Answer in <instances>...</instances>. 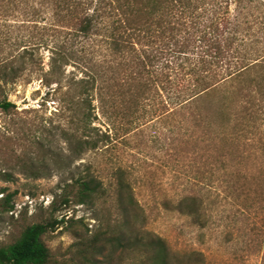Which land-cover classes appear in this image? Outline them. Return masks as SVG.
Wrapping results in <instances>:
<instances>
[{
  "label": "trees",
  "instance_id": "16d2710c",
  "mask_svg": "<svg viewBox=\"0 0 264 264\" xmlns=\"http://www.w3.org/2000/svg\"><path fill=\"white\" fill-rule=\"evenodd\" d=\"M11 20L27 32L13 37ZM37 66L54 93L65 89L74 159L153 119L188 114L205 122L219 169L250 162L264 171V0H0L1 111L14 108L4 89ZM98 116L105 130L93 125ZM95 163L64 180L50 208L97 207V229L58 261L44 238L61 219L20 224L0 244V264H109L113 253L131 264H203L201 252H173L146 229L126 167H114L106 183ZM201 197L184 195L174 208L204 225Z\"/></svg>",
  "mask_w": 264,
  "mask_h": 264
},
{
  "label": "rangeland",
  "instance_id": "374dc122",
  "mask_svg": "<svg viewBox=\"0 0 264 264\" xmlns=\"http://www.w3.org/2000/svg\"><path fill=\"white\" fill-rule=\"evenodd\" d=\"M15 23L7 25L13 37L27 32ZM72 72L67 66L65 73L70 77ZM54 86L44 83L37 66L33 76L4 89L14 108L0 110V244L20 224L57 216L61 223L44 239L56 260L65 259L73 241L97 229L99 209L78 204L52 215L50 203L64 180L94 158L106 183L114 167H126L146 229L163 237L173 252L199 251L203 264L263 263L264 171L259 173L250 162L219 169L214 153L207 150L205 122L188 114L153 119L111 141L103 152L85 150L74 159L70 104L63 100L65 89L54 93ZM208 106L202 104L201 110ZM92 123L105 130L99 116ZM39 166L44 168L40 176ZM191 193L202 195L204 225L174 208ZM109 261L131 264V258L119 253Z\"/></svg>",
  "mask_w": 264,
  "mask_h": 264
}]
</instances>
